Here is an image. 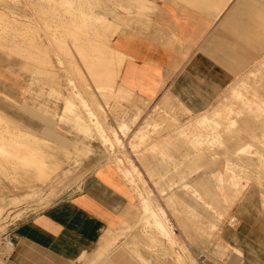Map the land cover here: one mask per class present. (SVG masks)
Returning <instances> with one entry per match:
<instances>
[{
    "label": "crops",
    "instance_id": "obj_1",
    "mask_svg": "<svg viewBox=\"0 0 264 264\" xmlns=\"http://www.w3.org/2000/svg\"><path fill=\"white\" fill-rule=\"evenodd\" d=\"M129 4L133 6L132 14L116 21L119 28L109 42L121 60L117 85L143 99L137 103L144 109L138 119L143 124L148 117L143 103H163L167 101L165 96L188 115L207 110L235 73L244 69L254 55L252 49H257L255 45L258 47L264 0H140L138 4L131 0ZM82 67L79 65V69ZM63 74L59 70L56 76H60V83L65 81L61 83L63 88L51 81L47 85L65 95L68 78ZM86 75L92 86L88 101L103 103L91 77ZM117 102L110 103L109 109L101 104L107 123L113 127L117 120L128 119L136 112L130 103ZM64 103V99L53 98L38 102L53 112L57 109V114L64 113ZM95 108L96 104L92 109L100 116L101 111ZM79 109L77 113L88 119L87 111ZM84 140L93 152L79 160L82 165L77 188L10 229L8 239H13V245L2 264H224L205 254L203 259L197 255L195 226L189 223H168L165 230L143 223L137 235L113 241L131 214L130 181L113 159L104 158L111 151L99 144V139ZM56 141L51 140L54 144ZM159 158L146 156L152 175H158L152 172V163ZM175 179L172 181L178 183ZM130 226L131 230L132 223ZM201 231L203 247L211 248L210 230ZM243 231L239 225L220 229L221 243L229 247L225 264H264L262 240L248 239L240 234ZM233 248L240 249L241 257Z\"/></svg>",
    "mask_w": 264,
    "mask_h": 264
},
{
    "label": "bare ground",
    "instance_id": "obj_2",
    "mask_svg": "<svg viewBox=\"0 0 264 264\" xmlns=\"http://www.w3.org/2000/svg\"><path fill=\"white\" fill-rule=\"evenodd\" d=\"M45 1H46V3H45ZM69 1L72 2L74 0H69ZM79 1H81V0H79ZM82 1L86 2L84 7H85V9H87V12L85 14L86 16H80L79 17V16H77V12L74 10V7H72V8L70 7L69 9H64L60 5H58L56 0H35V6L37 8V12L39 13V15L44 18L45 15L49 14V12L51 11L52 15L54 16V20L56 21L53 23H50L49 21H48L49 23L48 22L45 23L44 24V31H41V28L37 29L35 27H32L31 23L28 20L27 21L26 20L25 21H18V26H17V23H16L17 21L15 22L12 18L9 17V15L6 12H3L0 10V49L7 51V53L10 56L13 53H16L17 55L25 56V58H27L26 67H27L28 71H26V72H28V74L30 71H31V73L34 71L35 73H38L41 76L39 80L42 83H45V80H47L46 81L47 83L49 81H51L53 83V85H56V86H57V84L60 83V80H61L60 76L56 77L57 72L59 70H62L64 73L71 71L74 74H77L80 71L79 70V64H77V62H76V60H78V58L76 56L78 55L80 57L81 62H82V66L84 65V67H82L81 69L84 70V68H85V72H87L86 74H88L91 77V79H92V81H93V83H94V85L98 91L103 92V93L113 92L114 95L119 98V99L116 98L115 101L113 100L116 103H118L117 101H121V100L130 103L134 107V109L136 110L134 115L128 119L117 120L116 127H113L111 124H108V126H107V124L105 123V113L103 114L104 110H103V107L101 105L103 103L100 104L97 102L96 103L93 102L94 104H96V108L99 110V112L101 111V115L100 116L97 115L95 117L96 113H98V112L95 113L94 109H92V106L94 104L92 102L90 103L88 101V99L84 97L85 92H86L85 94H88V96L92 95V93H91L92 91L90 89H88L89 83L87 86V83L86 82L84 83V81H83L81 85L79 84L81 89L79 91L72 93L73 96L68 94V92H69L68 91L66 93L67 96L65 95L62 98L65 101V103H64L66 106L65 111H67V112H70V111L74 112L73 111V109L75 108L74 106H77L78 108L83 109L84 111H85V109H88L87 114L88 113H91L93 115L95 114L94 116L91 115V119L94 120L93 122H95V120H96V126L98 129L97 133H99V135H100V140L102 142V146L104 148H106V145H108L107 147L111 151L110 154H108L107 156H104V158H106V159H109L111 157L115 158V156H116L115 153L119 152L118 150L123 147V144H124L123 137H126L129 134V132L132 130V128H131L132 125H134L138 122V119L140 118V116L143 112V109L137 105L138 102H143V99L136 96L134 93H132L128 89H127V91H126V89H124V90L126 91V93H129V95H131V96H124V95H122L124 93H122V94L119 93L120 89H123V87L117 85V82H116L117 69L119 71L118 66H119V63L121 61L120 55H119L118 51L114 50L111 46H109L110 44L108 45V42L105 41L106 39H108L109 36H111L115 33L117 26L111 25L108 23L107 16L105 15V12L107 9H106V7H104V4H103L104 1L103 0H82ZM111 1H113V3H115V4L117 3L118 6L124 8L126 10H132L133 6L131 7L129 2L127 3L128 0L127 1H125V0H110V2ZM129 1H131V0H129ZM133 1L136 4H138V2L140 0H133ZM139 5H140V3L138 4L137 7H139ZM99 6H102V10L103 9L105 10V12H102V14L98 12ZM95 7H96V9H95ZM99 10H101V9H99ZM121 10H123V9H121ZM142 10H143V8L140 7V11H142ZM31 12H32V10H31ZM112 13H114V11ZM126 13H128V12H126ZM34 14H35V12H34ZM260 16H263V15H260ZM32 18H34V17H32ZM248 18H252V17H248ZM252 20H253V18H252ZM250 21H248V22H250ZM31 32L35 33L33 35V37L30 34ZM14 33L20 34L23 41H26L29 44V49L27 50V54L24 53V49L21 46L14 43V41H13ZM261 37L262 36H260V38ZM53 46L60 50L61 55L60 54L58 55V53L54 51L55 48ZM255 47L260 48L259 41H258V47L256 45H255ZM72 50H74V52H73L74 54L71 53ZM49 51H51V53ZM48 52L50 53V55L53 54L55 56L50 57L48 55ZM52 52H54V53H52ZM57 55H58V59H59L60 63L62 61H65V63H64L65 66H62L63 68H61L60 65H57V63H55ZM74 57H76V60ZM22 62H25V61H22ZM18 64H19V62H18ZM31 73H30V75H31ZM60 73H59V75H60ZM79 74H81V73H79ZM259 74H260V80L263 81L264 75L261 72H259ZM63 75H65V74H63ZM68 76H69V74H68ZM65 78H66V76H65ZM80 79H84V78H80ZM80 79H78V80H80ZM73 80L74 79L71 78V76L68 79V81L66 80L67 84L70 85V87H72L71 84L73 83L72 82ZM89 82H90V80H89ZM37 83H38V81H37ZM61 83L59 84L60 86H62ZM70 87L67 89H71ZM74 87H75V85H74ZM242 87L244 89L243 92L241 90H236V91L234 90L233 91L236 100L239 101V104H240L239 107L235 109L234 105H229V106L225 107L223 110V113L226 114L225 119H226L227 124L224 125L223 123L220 122V119L218 118L221 115L220 111L215 112L214 117L210 116L206 112H204L200 116H198L195 120L196 125H198L200 127L204 126L210 122V125L212 128V131L210 133L211 145L212 146L219 145V147L221 145L224 146L223 149H221L222 147L220 148L221 152H220V150L212 152V155H213L212 159L216 158L219 154H222V153L225 156V161H226L225 173L222 171L217 172V181H216L217 185H215V187L218 190V192L223 195V199L226 203H230L231 200H238V199L243 198L244 197V190H246L250 187V185L252 184L253 178L256 180V182L259 185H261L262 182L264 181V85L261 83L260 84H251V83H245L244 82L242 84ZM62 88H63V86H62ZM57 90L60 92V89H57ZM50 92H51V89H50ZM82 92H83V95H82ZM122 92H124V91H122ZM248 93L251 94V98L246 97V95ZM105 94H107V93H105ZM60 97H58V98H60ZM54 99H56V98H54ZM91 100H94V99H91ZM145 104L146 103H144V106H145ZM133 107H132V109H133ZM116 109L117 108H115V110ZM126 109H128V108H126ZM245 111H247L250 114H254L255 121H253L251 119V117L248 115L244 116L245 123L246 122L250 123L251 129L246 128L244 126L245 124L244 125L243 124H238V125L236 124L238 126L237 127L238 129H236V128L235 129L237 131H231V129H229V128H232L231 125L238 123L239 120L237 118L240 115L246 114V113H244ZM180 112L188 115L186 110H180ZM62 114H64V113H62ZM82 115H83V113L82 114H76L75 118L78 120L77 124L79 125L80 130L83 131L84 133H86L90 130V126H89V124H87L81 120ZM126 115H127V113H126ZM86 116H88V115H86ZM122 117H123V115H122ZM159 117L160 118H158L156 116L155 117L151 116L145 125L139 127L136 130L134 136L138 137L140 139V141L145 142L147 140V138H149V135H150L149 127L151 126L152 130L154 132H156V131L158 132L163 127V125H164L163 121H166L168 116H162V117L159 116ZM117 118H119V117H117ZM244 121H242V122H244ZM93 122L91 121V123H93ZM89 123H90V120H89ZM106 129H108L112 133V135L109 134L108 131H106ZM227 129H229L230 131H228ZM233 130H234V128H233ZM241 131L246 132V134H248L251 137L252 142L248 141V142H244V144L238 145L239 141L241 140L240 133H239ZM236 132H238V133H236ZM78 133H79V131H78ZM91 139H93V138H91ZM80 144H81V142L76 143L77 146L75 145L76 149H75L74 155H77L76 153H78L80 157L84 158L85 156H89L90 154H92L93 149L90 147L89 144H84V142L81 144V146H80ZM99 144H101V143H99ZM188 144H190V148L187 146L186 152H185V150L182 151L183 152L182 155H180L178 157H176V155H175L176 152L173 153V151H175L174 149H176V146L172 147V145H174V144H171L170 146L169 145L166 146V149H169L172 147L173 150H171V149L167 150V152H165L164 154H162L160 156L159 160L156 159L157 161L154 160L155 161L154 163L151 162L154 166V167H152V172L157 173L161 178H164V179L166 178L167 180L172 181L175 179L174 178L175 176L182 179V178L186 177V175H188L190 172L195 171V170L199 169L200 167H203L206 164V158H204L205 154L202 155L203 154L202 150H204L207 147L206 146L203 149V146L205 144L204 141H201L199 138H196L195 141L191 140L190 143H188ZM252 145L255 146V151L253 150L254 152H252V150L250 149V147ZM219 147H217V148H219ZM209 148H210V146H209ZM180 149L181 148H179V151H180ZM58 150H59V148L57 147V144H54L53 142H50V141L46 140L45 138H39V137L35 136L34 134H32L30 132V130H28L27 127H23V126L17 124L16 121L14 120V118H12L11 116L5 114L4 112L0 113V175H1V178H3L6 181H9L14 186H16L20 189H22V188L27 189V192H25V194L20 195V196L11 195L9 199H6V196H3V194L0 195V218L7 211V207H9L6 205H10V206L16 205L17 206L19 203H21L24 200H27L29 198L31 200L32 199L31 197H34V196L40 194L39 193L40 190L41 189L43 190L42 185H45V184L51 182V178H53L54 175H56L58 173L60 174V171L62 170L61 167H62L63 161L61 159H58L54 155V152L56 153ZM70 151L71 150H64L63 153L66 154V156L67 155L69 156V153L70 154L73 153L74 150H73V152L72 151L70 152ZM64 154H63V156H64ZM66 156H65V158H67ZM74 157L77 158V156H74ZM80 157H78V158H80ZM104 158L102 157V160ZM72 159L74 160V158H72ZM72 159H70V160H72ZM114 160H116L115 161L116 164L117 163L119 164L120 158H118V159L116 158ZM186 160H188L187 163H186ZM75 161L77 162V159H75ZM100 161H101V159H100ZM207 161H208V159H207ZM79 162H77V163H79ZM78 167H79V165H78ZM235 167L239 168V170L241 171V174H240V172H237L235 170L236 169ZM121 171L123 172L124 176L127 177L128 180H129L128 177L131 176L129 181L132 183V181H133L132 177L135 175L134 174L135 172H133V170H129V169H121ZM226 176L228 177V179H225ZM55 179L57 180V178L54 177L53 180H55ZM65 180H67V179H65ZM61 183H63V182H61ZM70 183H72V182H70ZM168 183H170V182H168ZM64 185H65V182H64ZM1 187L5 193H9L11 191V189H9L3 185H1ZM129 187L131 188V186H129ZM60 188L63 189V187H57V186L53 187V190H52L53 193H52L51 198L53 197V194H59L61 192ZM193 190H194L193 192L196 194L197 198L202 199V198H204V196L206 198H208L209 200L207 202H205L206 206L207 207L211 206L212 208L217 209V212L220 214V216L228 214V212L225 208H221L219 206V204L217 203V201L214 197V194H213L211 187L206 182H204V181L198 182L196 184V188H194ZM163 191H164V189H163ZM42 192L43 191H41V193ZM18 193H19V191H18ZM195 194H193V195H195ZM196 196H195V198H196ZM137 197L139 198V202H140L141 208L143 210V214L139 218L138 225H141L143 223L155 224L159 228V230H165L166 229L164 227L165 222L162 218L163 215L160 212H157L158 207L156 208V205L153 202V200L150 199L149 197L143 196L142 191L137 192ZM53 198H56V197H53ZM48 200H47V202H48ZM42 203H43V201H42ZM198 203H200V202H198ZM262 203L264 206V201ZM160 209L162 210V212H164L161 207H160ZM199 209L201 210V208H199ZM202 209H204V208H202ZM9 213H10V211H9ZM202 214L204 215V213H202ZM19 215L20 214H18V216ZM229 217L231 218L230 221H234L233 216H229ZM182 224H184V223H182ZM212 228H214V227H212ZM194 231L196 232L195 229H194ZM202 235H204V234H202ZM7 244H8V242H7ZM9 246H11V245H9ZM214 247H213V250H214ZM217 248H218V251L215 249L217 251V252L215 251V253H218L219 255H221L222 253H224L223 252L224 249H227L228 246H224V245L222 246L221 244H218ZM233 251H235V253H237V255L239 257H241V251L239 249L233 248ZM219 257L221 258V256H218V258ZM227 257H229V255ZM220 258H219V260H220ZM2 261L3 260L0 258V264H2Z\"/></svg>",
    "mask_w": 264,
    "mask_h": 264
},
{
    "label": "rangeland",
    "instance_id": "obj_3",
    "mask_svg": "<svg viewBox=\"0 0 264 264\" xmlns=\"http://www.w3.org/2000/svg\"><path fill=\"white\" fill-rule=\"evenodd\" d=\"M10 1L0 0V10L3 12H6L9 15V17L12 18L15 22L17 21L16 22L17 26H18V21L28 20L31 23L32 27H35L37 29L41 28V31H44L45 23H47L48 21L50 23L56 22L54 20V16L52 15L51 11L49 12L50 15L47 14L45 15L44 18L39 15V13L37 12V8L35 6V0H17V1L10 0ZM103 1H104L103 3L104 7H106L107 10L105 12L104 9H103L104 11L102 10V6H99L98 12L101 14L102 12H105V15L107 16V19H108V23L111 25L117 26V29L115 30L116 32L119 28V24L116 23V21L118 22L122 21V18L124 16L130 15L132 14V12L131 10H126L118 6L117 3L115 4L113 3V1L111 2L110 0H103ZM56 2L58 3V5H60L64 9H69L70 7L71 8L74 7V10L77 12V16L79 17L86 16L85 14L87 12V9H85L84 7V5L86 4L85 1L74 0L70 2L69 0H56ZM128 2L129 0L127 1V3ZM120 8L123 9L124 11L121 10ZM33 11L35 12V14ZM111 11L112 12L114 11V13H112ZM260 15H263V16H260L261 21L262 20L263 21L260 22V27H259L260 36H262L259 39L261 49L260 48L252 49L254 51V55L251 56V59L249 60V62L244 65L243 67L244 69L241 71H237L235 73V76L232 82L229 84V86L223 91V93H221V95H219V97L215 100V102L212 103V105L207 110L204 111L208 115L213 116V117L215 116L214 115L215 112L220 111L221 115L218 118L220 119V122L223 123L224 125L227 124L226 119H225L226 114L223 113L224 108L229 105H234V108L236 109L240 105L239 101L236 100L233 91L241 90L243 92L244 89L242 87V84L244 82L251 83V84L261 83L264 85V80L263 81L260 80V74H259V72H261L264 75V28H263L264 27V23H263L264 22V8L262 7H261ZM30 34L33 37L35 33L31 32ZM13 36H14L13 37L14 43L21 46L24 49V53L27 54V50L29 49V44L26 41H23L20 34L14 33ZM111 36H109L108 39L105 40L106 42H108V45L110 44L109 39ZM54 48H55L54 51L57 52L59 55L60 50L56 47ZM49 52L51 53V51ZM49 52H48V55L50 57L55 56L53 54L50 55ZM73 52L74 50H72L71 53L74 54ZM58 55H57L55 63H57V65H60L61 68H63L62 66H65L64 64L65 61H62L60 63L58 59ZM76 57L78 58V60H76ZM76 57L74 58L77 64L82 66L80 57L78 55ZM22 61H25V62H22ZM26 64H27V58H25V56L17 55L16 53H13L10 56L7 53V51L0 49V113L4 112L5 114L11 116L12 118H14L17 124L23 127H27L28 130H30L32 134H34L35 136L39 138H45L46 140L50 142L52 139L57 140L56 142H57V147L59 148V150L56 153L54 152V155L58 159L59 157H61L63 160V163H62V167H61L62 170L60 171V174L58 173L54 175L53 178H51V182L45 185H42L43 190L41 189L39 192L41 195L38 194L34 197H31L32 198L31 200L30 198L27 200H24L21 202L22 204L19 203L17 206L16 205L15 206L6 205V206H9L7 207L8 212L6 211L4 215L0 218V256H1L0 258L3 260V262H4V256L8 253L11 247L7 244L8 233L10 229L13 228L21 220L40 211L41 209L55 202L57 199L64 197L66 194L72 192V190L77 188L78 186L77 182L80 178V170H81L80 165H82L80 164L79 160L82 157H80L78 153H76L77 155H74L75 149H76L75 142L78 141V143L81 142V144L83 142L86 143L84 139H87V137L88 138L91 137L94 139H99L100 143H102L100 140V135L99 133H97L98 129L96 126V120L95 122H93L94 120L91 119V115L93 114L91 113L87 114L89 116L88 120L83 118V115H82L81 120L89 124L90 126V130L84 133L83 131L80 130L79 125L77 124L78 120L75 118L76 114H79L77 113V106H74L75 107L73 109L74 112L64 111V114H57L56 110L53 112L45 105L38 104V102H41L45 98L46 99H52V98L62 99L63 96L65 95L67 96V94L63 95L61 94V92L55 89L54 90L51 89V92H52L51 93L50 87L47 86L49 82L42 83L39 80L41 76L38 73H35L34 71L32 73L30 71L28 74V72H26L28 71ZM79 70L81 74H74L73 72L68 71V70H67L68 72L64 73L65 76L68 77V79L70 78V76L71 78L74 79L72 81L73 83L71 84L74 89L70 87V85H68L67 87V88L69 87L71 88V89H67V92L69 91L68 94L70 95H72V93L79 91L81 89L79 85L81 84L80 82L84 81V83L86 82L88 86L89 81L87 80L85 69L84 70L79 69ZM80 78H84L83 81H81L82 79ZM73 84L75 85V87L77 86L79 89L77 87L75 88ZM48 89L49 91H46ZM88 89L92 90L91 83H89ZM124 89L125 88L120 89L119 93L121 94L124 93L122 94L124 96H131L129 95V93H126L127 89L126 91ZM83 92H82V95H83ZM85 93H84L85 98H89L91 96V95L88 96V94H85ZM105 93L99 91V95H100L99 97H100V100H102L103 104L106 105L107 108L109 109L110 103H113L116 98L117 99L119 98L116 97L113 92H105ZM57 96L58 97L61 96V97L58 98ZM246 97L251 98V94L248 93ZM163 99H167V101L163 103L148 102L145 104L144 108L147 109V115H148L147 120H145L144 124H143V120L142 121L140 120V122L138 121V123L132 125L131 127L132 130L129 132V134L126 137H123V141H124L123 147L120 148L121 150L118 148L119 152L115 153L116 154L115 158L111 157V159L113 160L116 158L117 159L120 158L119 164L117 163V165H119L120 170L129 169L135 172L134 173L135 175L132 177L133 179L132 183L129 182V184L127 185L128 188L129 186H131V188H129V190L131 191V195H132L131 214L125 220L127 221L126 223L127 225L123 223V228H121V230L115 234L113 241L120 240L121 238L126 239L127 237H130L131 235L135 236L143 230V224H141L140 226L134 225L133 227V224L138 223L139 218L143 214V210L141 208L139 198L137 197V192L142 191L143 196L149 197L150 199H152L156 205V208L158 207L157 212H160L163 215L161 216L165 224H168V223L171 224L172 222H176L179 224L189 223L195 226L196 241H198L196 251H197V255H201L202 259L205 254L212 261L216 263L224 262L225 264L224 257L225 255H227L229 247L227 249H224L223 251L224 253H222L221 255H219L218 253H215V251L216 250L218 251V248H217L218 244L222 245L221 236H220L219 231L223 226H226V225H234V226L239 225L240 230L242 229L244 230L240 234H243L246 238L251 239V240L252 239L255 241L262 240L261 244H264L263 242L264 241V206L262 203L264 201V198H263L264 197V181L262 182L261 185H259L256 182V180L253 178L252 184L250 185V187L244 190L243 198L238 199V200H231L230 203H226L223 199V195L219 193L215 187V185H217V182H216L217 172L222 171L225 173V168H226L225 167V164H226L225 156L222 153L217 156L218 158L216 157L212 159L213 158L212 152L218 151V150H220L221 152V149H223L224 146L221 145L219 147V145H214V146L211 145L210 133L212 131V128H211L210 122L201 127L196 125V122H195L196 118L204 112L197 113V114H191V115H186L184 113L186 115L185 116L183 113L180 112V109L175 107L173 103L168 100L169 98L165 96V98ZM85 111L88 112V109H85ZM244 113L246 114L240 115L237 118L239 120L238 123L231 125L232 128H229L231 129V131H237L236 129H238L237 128L238 124H243V125L245 124L244 126L246 128L251 129V124L248 122L245 123L244 116L248 115L251 117L253 121H255L254 114H250L247 111H245ZM96 116L97 114L95 115V117ZM151 116L153 117L156 116L158 118H160L159 116L161 117L168 116V117L166 121H163L164 125L158 132L157 131L154 132L152 130V127L150 126L149 127V131H150L149 138H147L145 142L140 141V139L138 137H135L134 134L139 127L146 124V122L148 121V119H150ZM89 120H90V123H89ZM91 121L93 123H91ZM105 123L108 126L106 119H105ZM229 129L227 130L230 131ZM106 131H108V133L112 135V133L108 129H106ZM239 133H240L241 140L239 141L238 145L244 144V142H248V141L252 142L251 137L248 134H246V132L241 131ZM71 135L73 136L69 137ZM196 138H199L201 141H204L205 144L203 146V149L207 146L204 150H202L203 152L202 155L205 154L204 158H206V164L203 167H200L199 169L190 172L188 175H186V177L182 179L175 176L174 178H179L178 183L169 181L166 178L165 179L161 178L158 175H152V173L149 172L150 163L146 159V156L151 157L152 155H154L155 157L156 156L160 157L162 154L167 152L166 146L168 145L170 146L171 144H174L172 145V147L176 146V149H174L175 151H173V153L176 152L175 155L176 157H178L182 155L183 153L182 151L185 150L186 152L187 146L190 148V144L188 143H190L191 140L195 141ZM208 145L210 146V148ZM107 146L108 145H106V148L108 149ZM253 146L254 145L250 147L252 152L255 151V146L254 147ZM179 148H181L180 151H179ZM64 150H71L72 152L74 150V152L71 154L69 153V156L68 155L66 156V154L63 153ZM65 156L67 158H65ZM74 156H77V158ZM85 157H88V156H85ZM69 158L70 159L74 158V160L73 159L70 160ZM75 159H77V162L79 163H77ZM187 162L188 160H186V163ZM77 164L79 165V167ZM235 170L237 172H240L241 174V171L239 170L238 167ZM54 177L57 178V180L55 179L56 181L53 180ZM128 178L130 180L131 176H129ZM145 179H148L149 181L154 180L157 182L155 183L145 182L144 181ZM225 179H228V177L226 176ZM175 180L176 179H174V181ZM202 181L206 182L211 187L217 203L219 204L221 208H225L228 214L220 216V214L217 212V209H214L211 206H208V207L206 206L205 202L209 200L208 198H206L205 196L202 199L197 198L196 194L193 192L194 191L193 189L196 188V184L198 182H202ZM64 182H65V185H64ZM1 185L11 189V191L9 192L10 194L5 193L2 190ZM56 186L63 187V189L60 188L61 192L59 194H53V197H56V198H53V197L51 198L52 193H53L52 191L53 187H56ZM41 191H43L42 192L43 194L41 193ZM25 192H27V189H24V188L20 189L14 186L9 181H6L3 178H1V175H0V195L3 194V196H6V199H9L11 195L20 196V195L25 194ZM160 207L163 209L164 212H162ZM198 207L201 208V210ZM202 213H204V215ZM18 214L20 215L18 216ZM172 214H173V217H172ZM229 216H233L234 221H230L231 218ZM131 223H132V229L130 230L129 227L131 226L129 225H131ZM204 229L210 230L209 235H210V240H211V248L203 247V242H201V239L203 237L202 235L203 231L201 230H204ZM223 245L227 246L225 244ZM213 247H214V250H213ZM218 256H221V258L219 257L220 260ZM235 261H237V259L233 260V262Z\"/></svg>",
    "mask_w": 264,
    "mask_h": 264
},
{
    "label": "built area",
    "instance_id": "obj_4",
    "mask_svg": "<svg viewBox=\"0 0 264 264\" xmlns=\"http://www.w3.org/2000/svg\"><path fill=\"white\" fill-rule=\"evenodd\" d=\"M7 242H8L9 245H11V246L13 245V239L9 238V239L7 240Z\"/></svg>",
    "mask_w": 264,
    "mask_h": 264
}]
</instances>
